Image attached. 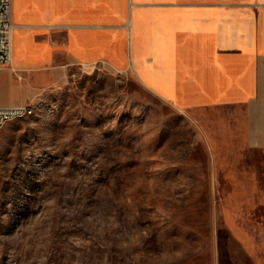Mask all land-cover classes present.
Returning <instances> with one entry per match:
<instances>
[{
	"label": "rangeland",
	"instance_id": "1",
	"mask_svg": "<svg viewBox=\"0 0 264 264\" xmlns=\"http://www.w3.org/2000/svg\"><path fill=\"white\" fill-rule=\"evenodd\" d=\"M0 129V264H264V148L240 107L180 108L73 63ZM226 238V239H227Z\"/></svg>",
	"mask_w": 264,
	"mask_h": 264
},
{
	"label": "crops",
	"instance_id": "2",
	"mask_svg": "<svg viewBox=\"0 0 264 264\" xmlns=\"http://www.w3.org/2000/svg\"><path fill=\"white\" fill-rule=\"evenodd\" d=\"M11 20L0 106L103 61L174 106L240 107L235 127L264 148V0H11Z\"/></svg>",
	"mask_w": 264,
	"mask_h": 264
},
{
	"label": "built area",
	"instance_id": "3",
	"mask_svg": "<svg viewBox=\"0 0 264 264\" xmlns=\"http://www.w3.org/2000/svg\"><path fill=\"white\" fill-rule=\"evenodd\" d=\"M11 0H0V65L11 63ZM32 101L0 106V129L8 121L19 117V110H27Z\"/></svg>",
	"mask_w": 264,
	"mask_h": 264
},
{
	"label": "trees",
	"instance_id": "4",
	"mask_svg": "<svg viewBox=\"0 0 264 264\" xmlns=\"http://www.w3.org/2000/svg\"><path fill=\"white\" fill-rule=\"evenodd\" d=\"M228 233H229L228 230L224 229L222 227H219L217 230L218 258H219L220 264H223L225 259L228 256V254L225 250V246H226V243L228 241L227 236L228 237L230 236V234H228ZM230 239H231V236L229 237V240Z\"/></svg>",
	"mask_w": 264,
	"mask_h": 264
},
{
	"label": "bare ground",
	"instance_id": "5",
	"mask_svg": "<svg viewBox=\"0 0 264 264\" xmlns=\"http://www.w3.org/2000/svg\"><path fill=\"white\" fill-rule=\"evenodd\" d=\"M34 110V106L33 104L31 103L30 107L27 108V110H19V117L23 116V115H27V114H30L32 113Z\"/></svg>",
	"mask_w": 264,
	"mask_h": 264
}]
</instances>
